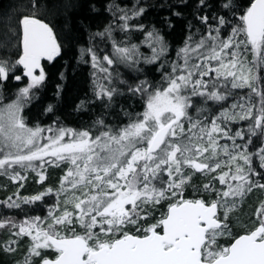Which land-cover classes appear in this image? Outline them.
I'll list each match as a JSON object with an SVG mask.
<instances>
[{"label": "snow or ice", "instance_id": "6c2138e0", "mask_svg": "<svg viewBox=\"0 0 264 264\" xmlns=\"http://www.w3.org/2000/svg\"><path fill=\"white\" fill-rule=\"evenodd\" d=\"M0 176L10 264H264V0L0 4Z\"/></svg>", "mask_w": 264, "mask_h": 264}, {"label": "trees", "instance_id": "16d2710c", "mask_svg": "<svg viewBox=\"0 0 264 264\" xmlns=\"http://www.w3.org/2000/svg\"><path fill=\"white\" fill-rule=\"evenodd\" d=\"M10 2H20V0H0V4H8ZM153 2H157V0H153ZM159 2H166V0H159ZM161 10L157 9V11L155 13L151 14V18L152 19H156L157 18V14L160 12ZM181 35H182V29H177L176 33H174L173 35L169 36L168 39L173 43L176 44L180 39H181ZM59 67V66H57ZM53 72L56 71L55 68L52 69ZM91 69L89 66L85 65L82 66V70H78L77 75H76V89L77 90H81L84 89L87 83H90V79H89V73H90ZM51 88L52 85H49V90H48V95H51ZM15 89H13L12 91H14ZM10 95V93H9ZM5 102H8L7 100ZM68 112H71V108L68 107L67 109ZM36 112V109H33V113ZM84 119L86 120L87 117H84ZM80 120V116L79 114L76 113H72L71 115L68 116V121L70 122V126H75L76 122H78ZM50 171V176L53 182L56 181V179L58 178V176L60 175L59 170H49ZM7 185L8 186V192L6 193L3 190V186ZM39 186L35 185L32 180L31 177L29 179V182L26 184L25 190H22L23 194H28L31 192H34L35 190H37ZM15 190V186L11 184V182L6 178V177H0V198H3L6 194H10L12 191ZM259 195V194H257ZM253 200L255 199V197L252 198ZM243 218V217H242ZM3 237L0 236V239H2ZM11 261V257L6 256L2 253H0V264H10Z\"/></svg>", "mask_w": 264, "mask_h": 264}, {"label": "rangeland", "instance_id": "374dc122", "mask_svg": "<svg viewBox=\"0 0 264 264\" xmlns=\"http://www.w3.org/2000/svg\"><path fill=\"white\" fill-rule=\"evenodd\" d=\"M1 177V176H0Z\"/></svg>", "mask_w": 264, "mask_h": 264}]
</instances>
